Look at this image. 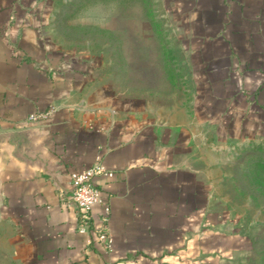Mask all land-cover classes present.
<instances>
[{"label":"crops","instance_id":"0c3cea01","mask_svg":"<svg viewBox=\"0 0 264 264\" xmlns=\"http://www.w3.org/2000/svg\"><path fill=\"white\" fill-rule=\"evenodd\" d=\"M56 1L0 0V133L23 132L0 151V264H241L254 242L199 141L264 133V0H164L200 89L194 113L164 118L64 44ZM96 163L113 172L92 179L110 215L91 206L80 233L70 174Z\"/></svg>","mask_w":264,"mask_h":264},{"label":"rangeland","instance_id":"374dc122","mask_svg":"<svg viewBox=\"0 0 264 264\" xmlns=\"http://www.w3.org/2000/svg\"><path fill=\"white\" fill-rule=\"evenodd\" d=\"M54 13L64 44L95 56L113 91L141 97L155 117L194 113L200 89L189 76L188 27L164 0H57ZM201 135L216 192L254 242L241 264H264V133Z\"/></svg>","mask_w":264,"mask_h":264},{"label":"built area","instance_id":"2783aa9c","mask_svg":"<svg viewBox=\"0 0 264 264\" xmlns=\"http://www.w3.org/2000/svg\"><path fill=\"white\" fill-rule=\"evenodd\" d=\"M39 117L40 115L33 114L29 116V119L37 120ZM97 175L112 178L113 172L106 170L101 164L96 163L80 172L70 174V182L72 185L70 200L79 212L78 232L80 233L86 232L89 228V218L86 215L91 206L97 204L102 207L103 220H107L110 215L108 201L102 190L92 180ZM96 238L98 241L105 242L110 247L112 238L103 229L97 231Z\"/></svg>","mask_w":264,"mask_h":264},{"label":"water","instance_id":"95a60500","mask_svg":"<svg viewBox=\"0 0 264 264\" xmlns=\"http://www.w3.org/2000/svg\"><path fill=\"white\" fill-rule=\"evenodd\" d=\"M23 132L0 133V151L7 142L15 143L16 138L22 136Z\"/></svg>","mask_w":264,"mask_h":264},{"label":"trees","instance_id":"16d2710c","mask_svg":"<svg viewBox=\"0 0 264 264\" xmlns=\"http://www.w3.org/2000/svg\"><path fill=\"white\" fill-rule=\"evenodd\" d=\"M259 166H261L264 169V161L260 162Z\"/></svg>","mask_w":264,"mask_h":264}]
</instances>
